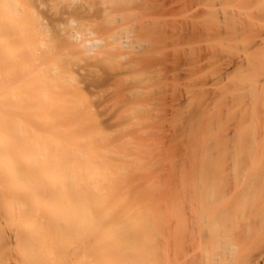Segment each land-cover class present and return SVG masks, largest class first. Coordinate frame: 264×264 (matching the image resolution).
<instances>
[{"label":"rangeland","instance_id":"rangeland-1","mask_svg":"<svg viewBox=\"0 0 264 264\" xmlns=\"http://www.w3.org/2000/svg\"><path fill=\"white\" fill-rule=\"evenodd\" d=\"M250 1L0 0V105L9 106L0 115V175L20 190L10 187L24 202L16 217L36 223L16 239L20 226L0 215L12 264H29V246L41 241L69 264V243L50 241L72 232L45 215L60 200L41 164L68 155L70 133L78 147L71 156L81 152L110 170L101 183L114 205L106 225L138 219L135 209L145 203L164 219L168 209L167 223L155 228L158 256L147 263L143 228L132 231L141 238L135 254L120 246L113 255L126 252L134 264L144 257L146 264H203L205 251L204 264H264V0ZM17 168L27 170L22 180ZM175 207L188 213L186 231L174 210L168 219ZM209 214L220 219L216 233ZM79 244L76 252L85 251ZM34 250L39 264L58 262L41 245Z\"/></svg>","mask_w":264,"mask_h":264},{"label":"bare ground","instance_id":"bare-ground-1","mask_svg":"<svg viewBox=\"0 0 264 264\" xmlns=\"http://www.w3.org/2000/svg\"><path fill=\"white\" fill-rule=\"evenodd\" d=\"M250 3L251 1L248 0ZM263 2V0H262ZM246 3V1H245ZM254 4V3H253ZM252 4V5H253ZM248 5V4H247ZM257 5V4H256ZM250 6V5H249ZM259 6H261V2L260 4L257 6L259 8ZM263 6V4H262ZM253 7V6H252ZM256 7V6H255ZM254 8V7H253ZM253 8L250 7L251 12L254 13L256 12V8L254 9V12H253ZM261 8V7H260ZM259 8V10H260ZM248 9V8H246ZM249 9V10H250ZM258 10V9H257ZM247 11V10H246ZM248 12V11H247ZM258 12V11H257ZM249 14L251 15V13L249 12ZM261 14V13H260ZM258 16V15H257ZM260 16V15H259ZM262 16V15H261ZM252 18V16H250ZM256 17V16H255ZM248 18H249V15H248ZM253 21L255 22L254 18H253ZM250 23V22H249ZM251 23H252V20H251ZM258 22H256L257 24ZM252 25V24H251ZM259 36V35H258ZM257 38V37H256ZM254 40V39H253ZM259 41V40H258ZM264 56V55H263ZM257 79V78H256ZM260 90V89H259ZM9 110V106L6 104V103H2L0 105V115L1 114H4V113H7V111ZM5 125V121L3 120V117L0 116V129L3 128V126ZM236 138V137H235ZM69 139H70V152L68 153V155H65L64 153H54V155H52L51 158L47 159L46 161H44L43 165L41 164V166L45 169V184L47 185V187H54V188H58L59 190V193H58V199L60 200V206L58 209H56V211H53L51 209H46L45 211V215L46 217H51L52 216L56 217L58 219V221H56V218L54 219L56 222H60L61 224H64V226L66 225V227L69 228V230L72 232L71 235H69L68 237L69 238H66V237H63V233H59L57 235L54 236V239H52V235L50 236L51 239L50 241H55L56 244H58L57 246L60 247V245L64 244L65 242H67V244L69 243V247H67L68 249H71L72 251V255H70V261H69V264H134L133 262L135 261L133 260V262L131 263L129 260L131 259H125L126 256H128V253L122 256L116 254L118 253V250L116 253H114V255L116 254V257L118 258L117 260H114L113 259V254L110 252V250H114V252L116 251V249H119L120 246L123 247H129V251L131 252H134L137 251V245L139 243H136L138 242L137 240L141 239L139 237V235H132V231L138 228H143L142 230L144 231L143 234L141 232L142 235L141 236H144L142 237L143 239H145V243H146V246H145V252H147V257L148 260L146 259L147 263L148 261H151L149 260L150 259V256H152V254L155 252H157V246L156 244L154 243V240H156L155 238L158 236V234L155 232V228H157L159 225L161 226H164L167 221H166V218H167V210L164 212V213H161L163 214V216L165 217V219L163 217H160V213L159 210L158 211V214H157V211L155 210V212H153V210H151V206H150V203H147L149 204V206L146 204H143L142 207L140 206L139 210H137V208L135 209L136 210V215H139L141 212H142V216L139 215L138 216V219H136L137 217H133L132 216H127L125 218V220H118L117 221L114 219L112 223L106 225L105 224V220H109L110 222V219L113 214H111L113 212V207L114 205L113 204H108V201H109V194L108 192H103L102 191V187H101V183L106 181L107 178H108V175H107V172L110 171L108 170L106 167L105 170H108V171H105L104 168L103 170L101 169V167H97L95 165V162L91 160L90 157L88 156H85L83 153L79 152V156L78 158H80L78 160V158L76 159L75 156H71V152L73 153H78L76 152L78 147L77 145L75 144V137L73 134L70 133L69 135ZM235 141V140H234ZM264 148V147H263ZM90 158V159H89ZM38 166V165H37ZM98 166H100L98 164ZM124 166V165H123ZM122 166V167H123ZM11 166H6L5 168V171L6 172H10L12 168H10ZM122 167L119 168L120 170H122ZM126 167V165L124 166V168ZM17 172H18V179L19 180H22L23 178L26 177L25 173H27V170L26 169H19L17 168ZM111 175V174H110ZM94 176L96 178H94ZM114 176V175H113ZM112 177V176H111ZM110 178V177H109ZM113 178V177H112ZM200 179V178H199ZM113 181L110 182V185L114 184V182L112 183ZM194 182V181H193ZM203 182V181H202ZM35 183L37 184L38 181ZM108 183V182H106ZM188 183V182H187ZM192 183V182H190ZM196 183V182H195ZM201 183V182H200ZM199 183V180H198V183L197 185L200 184ZM211 183V182H210ZM209 183V185H210ZM103 185V188H105V183L102 184ZM111 185V186H112ZM193 185V184H192ZM202 185V184H201ZM200 185V186H201ZM209 185L207 187V189L209 188ZM108 186V185H106ZM190 186V185H189ZM203 186V185H202ZM10 187H12V191L15 192L16 194L19 193V189L17 190L15 185H12V183H10L9 181H6L4 179L3 176L0 175V215H7L9 217V222L10 220L13 221L15 224H18L20 227H18V233L15 234L16 236V239H18L21 235V237L23 236V230H28L31 226H35L36 223H30V224H27L28 221H24V220H20V218L16 217V216H19V214H21V209H22V206L21 204H23L24 202H22V199H17L15 195L11 194L10 192ZM206 187V185H205ZM194 188V187H193ZM187 189L189 191V188H188V185H187ZM196 189V188H195ZM107 191V189H105ZM191 188H190V191L191 192ZM209 190V189H208ZM214 191V189H213ZM196 192V190H195ZM192 194V193H191ZM198 194V193H196ZM206 194V193H205ZM193 196V195H192ZM192 196L188 197L187 199L189 198H192ZM196 197V196H195ZM194 197V198H195ZM198 197V196H197ZM193 198V199H194ZM200 198V197H199ZM9 199H14V200H20L21 203L18 204V203H12L11 200ZM177 199V198H176ZM174 199V200H176ZM224 199V198H223ZM179 200V199H178ZM192 200V199H191ZM147 201V200H146ZM145 201V202H146ZM149 201V200H148ZM171 199H170V202H169V206L172 205L171 203ZM185 201V200H184ZM195 202H197L196 200H194ZM216 201V200H215ZM219 200H217L218 202ZM222 201V200H221ZM180 202H182L181 198H180ZM187 202V201H186ZM193 202V201H192ZM190 202V203H192ZM199 202V201H198ZM216 202V204H217ZM233 202V201H231ZM230 202V203H231ZM171 203V204H170ZM183 203V202H182ZM189 203V202H188ZM194 203V202H193ZM174 204V203H173ZM177 204V203H176ZM179 204V203H178ZM219 204V202H218ZM218 204L215 206V207H218ZM232 204V203H231ZM236 204V203H235ZM145 205V206H144ZM181 205V204H180ZM180 205H175V206H178L180 207ZM191 205V204H190ZM193 205V204H192ZM195 206H197L196 204H194ZM221 205V203H220ZM144 206V207H143ZM185 207V206H184ZM194 207V206H193ZM213 208V207H212ZM153 209V207H152ZM185 209V208H184ZM214 209V208H213ZM213 209H211V211H214ZM158 210V209H157ZM169 213H168V219H170L172 216H174L173 214V210L175 212V214L179 217V220H183L181 221V224L179 223L178 221V225L180 226L179 228L180 229H183V230H187V228L184 226L183 228V225L182 223H184V218L187 217L188 213L184 214L182 213V209L181 208H177L176 207L174 209H169ZM204 210H207L204 209ZM224 210H225V206H224ZM223 210V211H224ZM141 211V212H140ZM163 211V210H162ZM186 211V209H185ZM217 211V210H216ZM234 211V210H233ZM238 211V210H237ZM203 212V211H202ZM226 212V211H225ZM229 212V211H227ZM54 213V214H53ZM114 213V212H113ZM132 212H130L129 215H131ZM157 215H156V214ZM192 213V211H191ZM212 213V212H211ZM112 216H111V215ZM166 214V215H165ZM200 214H202L200 212ZM238 214V213H237ZM110 215V216H109ZM135 215V216H136ZM160 215V216H159ZM219 215V214H218ZM109 216V217H108ZM141 216V217H140ZM171 216V217H170ZM197 216V215H196ZM210 216V214H209ZM108 217V218H107ZM183 217V218H182ZM211 228L213 230L214 233L217 232V229H219L218 227L221 225L219 223L220 219H218L217 216H215V214L211 215ZM50 218V219H51ZM114 218V217H113ZM205 219V218H204ZM203 219V220H204ZM207 219V218H206ZM186 221H188V219L186 218L185 219ZM198 220V219H197ZM230 219H228L229 221ZM234 219L232 218V222ZM23 221V222H22ZM52 221V220H51ZM173 221V220H172ZM200 221V219L198 220ZM202 221V220H201ZM13 222H10V223H13ZM107 222V221H106ZM190 222V221H189ZM188 222V223H189ZM196 222V221H195ZM204 222V221H202ZM206 222V221H205ZM230 222V221H229ZM228 222V223H229ZM2 222H0V225H1ZM50 223V222H49ZM59 223V224H60ZM172 223V222H171ZM208 223V221L206 222ZM205 223V224H206ZM57 224V223H56ZM164 224V225H162ZM203 224V223H202ZM201 224V225H202ZM204 224V225H205ZM209 224V223H208ZM172 225V224H171ZM195 225V224H194ZM197 225V223H196ZM200 225V226H201ZM204 225H202V227L204 228ZM207 225V224H206ZM230 225V224H229ZM229 225L227 224L226 226V229H225V232L226 230H230V227ZM232 226L234 224H231ZM60 226V225H59ZM63 226V225H62ZM169 228H170V224L168 225ZM182 226V227H181ZM187 226V225H186ZM190 226V225H189ZM197 227V226H196ZM206 227V226H205ZM221 227V226H220ZM228 227V228H227ZM119 228H125L127 229L126 232H120L118 231ZM159 228V227H158ZM178 228V229H179ZM186 228V229H185ZM223 228V227H222ZM225 228V227H224ZM223 228V229H224ZM177 229V230H178ZM208 229V226L207 228ZM221 229V228H220ZM222 229V230H223ZM123 231V229H121ZM158 230V229H157ZM182 230V231H183ZM198 230V229H197ZM211 230V231H212ZM221 230V231H222ZM21 231V233H20ZM159 231V230H158ZM163 231H165L163 229ZM163 231L161 233H163ZM181 231V230H179ZM203 231V230H202ZM210 231V232H211ZM0 232L4 233L3 230L1 231V227H0ZM70 232V233H71ZM137 232V231H136ZM166 232V231H165ZM164 232V233H165ZM220 232V231H219ZM224 232V231H223ZM0 233L1 236V239H0V264H6V263H14V258H16V256L14 258H12V260L10 261V258L13 257V255L11 254V252H9L8 250H5V251H8L9 254L11 255H8L7 256H10V257H7V256H4L3 255L5 254L4 250H3V247H4V243L7 244L8 246L9 245V242L10 240L7 238H5V234H2ZM69 233V234H70ZM135 233V232H134ZM160 233V232H159ZM185 234V232H184ZM218 234V233H217ZM215 234V235H217ZM223 234V233H222ZM160 235V234H159ZM163 235V234H162ZM161 237H164L165 235H163ZM212 237H214L213 233L211 234ZM167 236V234H166ZM219 236V235H218ZM224 236V235H223ZM168 237H170L168 235ZM180 237V236H179ZM220 237V236H219ZM221 238V237H220ZM3 242H2V241ZM36 241V244L38 245V239H34ZM179 240V239H178ZM185 240V239H184ZM194 240V239H193ZM214 239L212 238V241ZM5 241V242H4ZM102 242V241H107V244L109 242V249H106L104 247H99L98 243L99 242ZM148 241V243H147ZM180 241V240H179ZM186 241V240H185ZM216 241V240H215ZM214 241V242H215ZM219 241V240H218ZM13 243V241H11ZM64 242V243H63ZM81 242L82 247H84V244H85V251H82L83 248H80L79 251L76 252V248H77V245ZM92 242V245H89L90 243ZM156 242V241H155ZM223 242V241H221ZM17 243V242H16ZM32 243V242H30ZM35 243V242H34ZM32 243V245L34 246L35 244ZM166 243V242H165ZM171 243V241L167 244L169 245ZM173 243V242H172ZM171 243V244H172ZM208 243V242H207ZM219 243V242H218ZM15 244V243H13ZM81 244H79V246L81 247ZM98 244V245H97ZM103 244H106V243H103ZM137 244V245H136ZM164 244V243H162ZM174 244V243H173ZM36 245V246H37ZM42 246L43 250L46 252V255L47 256H50V258L48 257V260H50L52 257L54 259H57L58 258V262L56 264H61L62 262H59L61 260L60 258V254L57 255V251H60V249L58 248L57 251L55 252V249L53 250L52 247H50L48 245V243L46 242H40L38 246ZM165 245V244H164ZM213 247H214V244L212 243ZM16 246V244H15ZM17 246H19V244H17ZM38 246L34 249L38 250ZM98 246V247H97ZM159 246V245H158ZM173 246V245H172ZM30 247L29 246V250H30ZM62 247V246H61ZM64 247V245H63ZM170 248V246H168ZM220 247V245H219ZM19 248V247H18ZM41 247H39L40 249ZM86 248L88 250H86ZM116 248V249H115ZM121 248V249H122ZM165 248V247H164ZM167 248V247H166ZM168 248V250H169ZM34 249H32L31 247V250L29 252L28 250V256H26V258L28 257V262L29 264H39V258L36 259L39 254H38V251H35ZM127 249V250H128ZM214 249V248H213ZM217 249V247H216ZM215 249V250H216ZM35 253H33V251ZM125 249V251H127ZM142 250H143V247H142ZM165 250V249H164ZM203 250H206L203 249ZM228 250V249H227ZM233 250V249H232ZM159 251H162L159 250ZM166 251V250H165ZM211 251V249H210ZM15 252V251H14ZM91 252V253H90ZM128 252V251H127ZM7 253V252H6ZM123 253V252H122ZM161 253V252H160ZM207 253V252H206ZM209 253V252H208ZM215 253V252H214ZM221 253V251H220ZM69 254V253H68ZM89 254V255H88ZM131 254V253H130ZM133 254V253H132ZM135 254V252H134ZM157 254V253H156ZM174 254V252L172 253ZM210 254V253H209ZM16 255V254H15ZM26 255H27V252H26ZM33 255V256H31ZM92 255V256H90ZM113 255V256H112ZM126 255V256H125ZM154 255V254H153ZM200 255V253H199ZM204 255H205V251H204V254H203V259H204V263L207 262L205 261V258H204ZM208 256V254H206ZM218 256H220L219 258V261L221 260V254H217ZM222 255H223V252H222ZM24 257V254L22 255ZM65 256V255H63ZM125 256V257H123ZM158 256V254H157ZM167 256V255H166ZM182 256V255H181ZM197 256V255H196ZM211 256V255H210ZM215 256V255H214ZM213 256V257H214ZM3 257V258H2ZM131 257V255L129 256ZM153 257V256H152ZM171 257V256H170ZM169 257V259H170ZM176 257V256H175ZM211 257V258H213ZM232 257V256H231ZM6 258V259H5ZM93 259V261H91L90 259ZM135 258V257H134ZM156 259V257H154ZM163 258V257H162ZM167 258V257H166ZM207 258V257H206ZM216 258V257H215ZM23 259V258H22ZM21 259V261H22ZM53 259V260H54ZM158 259V258H157ZM161 259V258H160ZM174 259V258H173ZM214 259V258H213ZM218 259V257H217ZM235 259V258H234ZM5 260V261H4ZM20 260V259H19ZM89 260V261H88ZM154 260V259H153ZM167 260V259H166ZM176 260V259H175ZM197 260V259H196ZM209 260V259H208ZM223 260V258H222ZM221 260V261H222ZM7 261V262H6ZM9 261V262H8ZM27 261V259L23 260V263H25ZM45 261H47L45 259ZM62 261V260H61ZM146 261H145V257H144V260L143 262L146 264ZM17 262V260H16ZM56 262V260L54 262H52L53 264ZM137 262V261H136ZM209 262V261H208ZM212 262V261H211ZM208 263V264H211ZM215 264V260L213 261ZM228 262V261H227ZM230 262V261H229ZM11 263V264H12ZM143 263V264H144ZM203 263V264H204ZM223 263V262H222ZM17 264H19V262H17ZM140 264V263H139ZM163 264V263H162ZM174 264V263H173ZM207 264V263H206Z\"/></svg>","mask_w":264,"mask_h":264}]
</instances>
